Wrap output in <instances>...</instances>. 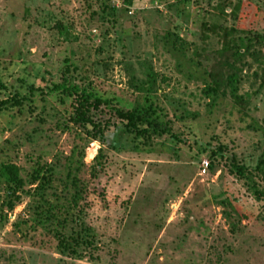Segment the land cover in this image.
Listing matches in <instances>:
<instances>
[{
  "label": "rangeland",
  "instance_id": "1",
  "mask_svg": "<svg viewBox=\"0 0 264 264\" xmlns=\"http://www.w3.org/2000/svg\"><path fill=\"white\" fill-rule=\"evenodd\" d=\"M119 2L0 0L2 78L43 84L41 77L57 76L68 57L80 66L77 77H97L130 93L128 81L143 79L148 67L156 102L181 141L166 135L137 141L112 118L117 127L110 126L100 144L77 125H58L65 118L44 94L33 97L31 109L23 104L2 113L0 161L19 166L23 178L35 161L62 163L82 152L78 177L88 190L81 220L95 247L80 258L59 253L56 239L27 221L29 198L21 195L0 215V264H264L263 201L249 188L264 189L253 169L264 154V39H252L254 55L235 63L241 100L225 93L212 103L201 93L204 72H226L217 63L225 42L264 34V0H131L125 12L101 11ZM218 145L221 156L200 173L207 149ZM99 150L103 170L93 178ZM230 162L242 165L246 177ZM226 190L252 204L247 217L220 202Z\"/></svg>",
  "mask_w": 264,
  "mask_h": 264
},
{
  "label": "trees",
  "instance_id": "2",
  "mask_svg": "<svg viewBox=\"0 0 264 264\" xmlns=\"http://www.w3.org/2000/svg\"><path fill=\"white\" fill-rule=\"evenodd\" d=\"M120 3L119 7L102 5L101 11L112 16L117 10L125 12L131 5V0H120ZM218 9L222 14L223 8ZM236 9L235 4L231 11L234 12ZM54 27L64 35V38L67 37L66 27L59 22L55 23ZM230 30L232 31L233 28ZM258 38L264 39V34L253 33L250 37L237 36L225 42L219 49V55L222 57L217 63L218 66L226 67V72L224 75L218 71L204 72L208 80H205V85L201 88V93L212 103L225 93L235 101L241 100L236 94L237 72L241 69L237 68L235 63L240 62L245 55H254V52H249V47L252 39L257 41ZM79 68L75 61L65 57L57 76L49 74L47 79L42 76L43 84L37 85L33 81L26 80L24 76L15 78L17 84H8L0 72V95H4L0 96V115L13 109L19 111L23 104H28V108L31 109L33 97L36 94H44L65 118L58 122V125L63 129L68 127V124L77 125L82 129L84 137L96 140L100 144L105 143V133L108 128L116 126L112 118L120 123V131L130 135L134 140L138 141L143 137L147 140L151 135H166L172 140L181 141L172 133L170 120L156 102L154 74L148 67L143 79L128 81L127 87L131 88L130 93L121 88L105 87L97 77H77L76 72ZM36 75L37 73L33 74ZM97 112H106L107 117L99 119L96 116ZM221 149L220 145L207 149L209 159L207 168L212 166L217 155L221 156ZM77 153H70L62 163L57 160L49 163L35 161L30 171L25 174V178L21 176L19 166L12 162L0 161V185L3 190L0 193V215L4 209L11 211L20 201L21 195L27 196L29 198L26 205V211L29 213L27 221L50 233L56 239V249L59 253L80 258L86 250L95 246L93 231L88 226H84L81 220L85 205L84 194L88 189L84 181L78 177V171L83 163L82 152L80 151L79 155ZM101 156L99 150L92 166L93 178L103 170ZM230 165L238 175L246 177L242 165L235 162H230ZM263 165L264 154H260L253 169L261 173L264 183ZM249 188L252 189L257 200L263 201L264 207V189L254 183L250 184ZM226 191L225 201L220 202L228 205L239 218L247 217L252 204L243 202L239 197L232 195L231 191Z\"/></svg>",
  "mask_w": 264,
  "mask_h": 264
},
{
  "label": "built area",
  "instance_id": "3",
  "mask_svg": "<svg viewBox=\"0 0 264 264\" xmlns=\"http://www.w3.org/2000/svg\"><path fill=\"white\" fill-rule=\"evenodd\" d=\"M120 1V0H119ZM120 3V2H119ZM121 5V3L118 5V6H120ZM156 7H157V9L159 10L160 8L159 7H161L160 6V4H158V2L157 1H155V4H154ZM161 10V9H160ZM159 10V11H160ZM207 166H208V161L206 160V159H204V160H202L201 162H200V164H199V168H200V173H204L205 171H206V169H207Z\"/></svg>",
  "mask_w": 264,
  "mask_h": 264
}]
</instances>
